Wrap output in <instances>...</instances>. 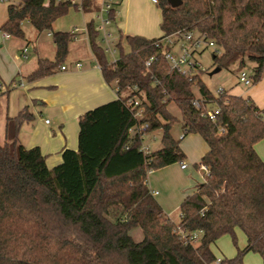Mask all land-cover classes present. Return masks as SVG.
Listing matches in <instances>:
<instances>
[{
  "label": "trees",
  "instance_id": "1",
  "mask_svg": "<svg viewBox=\"0 0 264 264\" xmlns=\"http://www.w3.org/2000/svg\"><path fill=\"white\" fill-rule=\"evenodd\" d=\"M156 6L162 35L146 38L118 31L114 66L98 42L93 17L86 22L90 50L105 82L117 87V97L79 116L77 149H64L60 163L48 168L38 147L25 148L18 141L19 124L31 114L7 119L0 142V264H211L216 257L211 246L224 234L235 241L238 230L245 246L234 257H223L221 264H242L248 251L264 264V160L254 148L264 138V106L258 109L227 91L214 94L200 73L186 77L172 70L162 45H155L178 31L204 33L215 44L213 66H235L239 72L253 63L256 82L264 73V0H181L177 7L157 0ZM72 7L78 9L69 2L44 0L7 5L2 32L22 38L21 24L28 21L52 36L54 58H38L29 79L64 64L76 34L52 25ZM97 8L98 0H81V12ZM133 96L144 107L141 122H148L147 132L161 130L157 150L144 153L141 138L128 131L136 123L126 104ZM193 98L202 108H219L215 121L200 115ZM170 101L180 110V120L168 111ZM176 122L182 137L197 134L207 145L198 163L207 172L181 201L177 223L147 183L149 171L184 158L181 139L171 134ZM177 226L202 233L186 243ZM136 228L140 241L131 235Z\"/></svg>",
  "mask_w": 264,
  "mask_h": 264
},
{
  "label": "crops",
  "instance_id": "2",
  "mask_svg": "<svg viewBox=\"0 0 264 264\" xmlns=\"http://www.w3.org/2000/svg\"><path fill=\"white\" fill-rule=\"evenodd\" d=\"M114 10L112 28L116 33L120 31L123 35L146 38L162 35L159 27L161 12L151 0H119ZM85 24L86 21L80 29L75 26L65 31L77 29L76 37L70 42L74 44L72 49L84 44L86 51L77 54L73 60L69 59L67 64L64 63L65 69L59 68L40 78L29 79L28 75L36 69L38 58L45 56L38 54L37 59L28 62L30 56L24 58L21 50V58L27 61L20 63L16 55L0 50V142L5 140L7 119L28 112L31 116L20 122L17 139L25 148L38 147L48 168L61 162L64 149H77L79 116L117 97L114 85L105 82L90 50L87 34L83 30ZM10 39H4L1 34L2 41ZM76 42H80V45H76ZM34 50L39 53L37 42ZM12 82L22 85L13 87L10 85ZM223 89L229 94L251 100L258 109L264 106V73L250 86L242 85L237 79L228 89ZM180 135L181 129L177 137L172 136L179 139ZM180 139V148L184 154L182 161L186 167L180 168L181 161H177L149 171L147 175L148 187L162 210L166 214L177 211L178 220L181 201L193 193L204 179V172L198 163L207 151L206 143L197 134H187ZM254 148L264 160V138Z\"/></svg>",
  "mask_w": 264,
  "mask_h": 264
},
{
  "label": "built area",
  "instance_id": "3",
  "mask_svg": "<svg viewBox=\"0 0 264 264\" xmlns=\"http://www.w3.org/2000/svg\"><path fill=\"white\" fill-rule=\"evenodd\" d=\"M2 1V0H0ZM49 1H53L55 3L58 2H69L71 5H76L78 10L81 11V0H44L45 3ZM119 0H98V8L94 11L93 19L95 22V30L98 32V42L102 47L105 54L109 57V61L111 65H115L117 62V47L116 43L118 40L117 34L116 36L113 35L112 31L109 29V26L112 25L114 21V7L118 3ZM152 3L156 4L157 0H151ZM113 12V16L111 17V13ZM84 32L86 33L85 26ZM77 29L71 30L72 33L76 34ZM2 37L4 39H10L11 36L6 33L2 32ZM76 35L74 36V38ZM162 45V53L164 59L170 65V68L177 73L190 77L194 73H200L204 70L202 69V65L198 60L199 54L205 48H213L215 49V44L213 41L209 40L204 33H200L197 31H186V32H175L170 35H167L160 39L159 41L155 42V45ZM23 57H27V48L22 49ZM151 57L146 64L152 60ZM77 66L80 64L76 63ZM60 69H65V66L62 65ZM252 73H253V65L249 67H245L238 72L237 79L239 83L244 86H250L252 84ZM11 86L16 87L22 85V83L12 82L10 83ZM114 91L117 95V87L114 88ZM217 94H222L225 90L221 87L217 88ZM128 106H130L132 110L133 117L136 119V123L129 128L130 134H137L142 142L140 149L144 153L150 152L149 147L144 145L143 140L147 133L148 122H141V118L143 117L144 107L141 105L140 100L138 97H131L126 102ZM191 104L194 108L200 111V115L206 117L210 121H215L217 115L219 114L218 107H212L206 105L205 107H201L200 101L197 98H193ZM48 123V120L45 121ZM223 131V128L220 129ZM182 138V135H180ZM186 164L181 161L180 168L184 169ZM199 168L203 172H207V168L205 165L200 164ZM175 231L178 235H180L181 239L184 242L193 243L197 241L199 236L201 235V230H195L192 232H185L179 226L175 228ZM223 257H215V260L211 264H221Z\"/></svg>",
  "mask_w": 264,
  "mask_h": 264
},
{
  "label": "rangeland",
  "instance_id": "4",
  "mask_svg": "<svg viewBox=\"0 0 264 264\" xmlns=\"http://www.w3.org/2000/svg\"><path fill=\"white\" fill-rule=\"evenodd\" d=\"M16 2V0H2L0 1V25L6 18V7L9 3ZM93 17V13H80L78 10L74 9L73 7L70 8L68 13L60 18H58L52 25L53 30H70L77 26L79 29L83 27L84 21H89ZM22 29L24 32V36L15 37L12 36L8 41L1 40L2 31L0 30V50L7 54L16 55L17 61L20 63L25 62L27 60H23L21 58V50L23 47L28 48L27 55L30 56L28 62H32L34 59H37L38 54L41 56H45V58L53 59L54 58V45L52 43V36L47 32L39 33L28 21H23ZM109 29L112 31L113 35L116 36V30L112 28V25L109 26ZM118 37V35H117ZM35 42L38 43V51L39 53L34 50ZM76 45H80V42H76ZM125 50H128L125 44H122ZM74 44H70L68 57L66 62L68 63L69 59H74V57L79 54L80 52H85L86 47L78 46L77 48H73ZM78 49V50H77ZM213 48H205L199 54L198 60L202 65L203 72H200L199 76L206 87L212 91L214 94H217V88H226L228 89L229 86L233 83L237 82L236 74L237 68L235 66L230 67L229 69L222 68L217 73L209 75L208 73L214 69L215 66L212 65V58L211 53ZM72 55V56H71ZM118 56V54H117ZM108 57V56H107ZM109 59V57H108ZM247 67L253 65V63H247ZM193 91L195 95H197V88L194 87ZM168 111L175 116L178 120L181 119V113L178 109L177 105L170 101L167 104ZM181 124L180 122H176L172 126L171 134L174 137H177L180 131ZM161 130L156 129L146 134L143 143L149 147L150 151L157 150L161 147ZM158 170V169H157ZM169 214V213H167ZM173 221L176 223L178 222V212L175 211L169 214ZM131 235L135 241H140L142 239V233L140 229L136 228L131 231ZM245 246V237L241 231H236V240L233 241L229 234L222 235L215 244L211 246L213 253L217 257H226L232 258L237 254L238 249H243ZM260 256L252 251H248L243 254L242 256V264H261Z\"/></svg>",
  "mask_w": 264,
  "mask_h": 264
},
{
  "label": "water",
  "instance_id": "5",
  "mask_svg": "<svg viewBox=\"0 0 264 264\" xmlns=\"http://www.w3.org/2000/svg\"><path fill=\"white\" fill-rule=\"evenodd\" d=\"M167 2L172 6V7H177L181 4V0H167ZM218 71H220L219 67H214V69H212L208 74L212 75L214 73H217Z\"/></svg>",
  "mask_w": 264,
  "mask_h": 264
}]
</instances>
